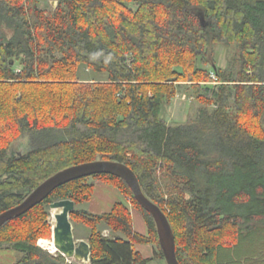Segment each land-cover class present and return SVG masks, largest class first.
Returning a JSON list of instances; mask_svg holds the SVG:
<instances>
[{"label": "trees", "instance_id": "16d2710c", "mask_svg": "<svg viewBox=\"0 0 264 264\" xmlns=\"http://www.w3.org/2000/svg\"><path fill=\"white\" fill-rule=\"evenodd\" d=\"M129 1L61 0L45 9L0 0V213L62 169L114 160L167 215L180 264H264V0ZM214 44L238 46L235 73L211 62ZM86 69L102 77L86 81ZM182 88L201 92L202 106L170 124L164 113ZM24 136L25 151L12 148ZM159 170L183 194L171 214ZM89 177L2 225L0 249L16 250L15 264H83L38 245L51 203L72 199V221L90 233L89 264H147L153 258L135 249L140 242L164 257L153 217L124 179L93 175L130 197L149 237L134 231L123 203L103 214L77 208L92 198Z\"/></svg>", "mask_w": 264, "mask_h": 264}, {"label": "water", "instance_id": "95a60500", "mask_svg": "<svg viewBox=\"0 0 264 264\" xmlns=\"http://www.w3.org/2000/svg\"><path fill=\"white\" fill-rule=\"evenodd\" d=\"M201 21L205 25V17L201 15ZM101 173L112 174L124 179L131 187L136 200L153 217L161 249L168 264H180L176 254V239L171 223L161 209L151 198L146 195L139 182L136 173L125 163L114 160H95L91 162L73 165L58 171L38 187H36L27 198L20 204L0 213V227L18 217L35 205L41 203L59 186L75 179L93 176ZM52 209H60L55 214V226L53 228V239L59 251L68 259H74L79 263L89 264L91 262L92 250L89 241L77 240L74 232V224L71 221V212L76 208L72 199H61L51 203Z\"/></svg>", "mask_w": 264, "mask_h": 264}, {"label": "rangeland", "instance_id": "374dc122", "mask_svg": "<svg viewBox=\"0 0 264 264\" xmlns=\"http://www.w3.org/2000/svg\"><path fill=\"white\" fill-rule=\"evenodd\" d=\"M61 0H33L31 5H37L39 8H45V9H51L56 8L60 4ZM126 4H131L132 2L129 0H124ZM207 56L210 58L211 62L214 61L216 66L225 69V70H231L235 73V70L239 67V48L235 44H214L212 45L208 51ZM84 74H81V77L83 79H86V81H90V79L97 77L101 78L102 76H97L95 73L90 72L86 69V71H83ZM94 75V76H93ZM189 86V85H186ZM203 86V85H200ZM193 91V88L191 89ZM182 92H178L176 97L172 100V102L166 107V111L164 113L165 118L168 120L170 124H178V123H185L188 121V118L190 115L195 116L198 108L202 106L201 100L197 97L200 93H188L185 88L180 89ZM202 91V90H198ZM204 93V92H203ZM230 101L229 103H231ZM232 104V103H231ZM260 131L264 132V126L260 125L259 127ZM28 147V138L27 137H21L17 139L12 144V148L15 150L25 151V149ZM167 172L165 170H159L157 174L158 178V184H159V198L162 202L163 209H165L168 213H172V204L175 200L180 199L182 197V193H180L179 189H176L177 185L174 182V180L166 174ZM89 182L94 180L93 176H90L88 178ZM128 197V196H126ZM130 199V197H128ZM131 201V199H130ZM132 202V201H131ZM81 204L77 205V208L81 209ZM48 216L47 221L49 225L48 235L44 236L41 239H53V228L55 226L56 220L54 217V209L49 207L47 209ZM71 218V216H70ZM72 221V219H71ZM74 223V232L75 236L78 237L79 234H82L85 232H89L88 228L75 219L72 221ZM105 226V227H104ZM108 228L105 224L99 225V229L103 232L102 229ZM38 241V245L43 248L44 250L52 253L57 254L59 251H51L48 248V245L45 244L44 246L41 245L40 240ZM77 239V238H76ZM52 244V243H51ZM19 255V254H18ZM68 262H74L78 263L74 259H68L66 258Z\"/></svg>", "mask_w": 264, "mask_h": 264}, {"label": "crops", "instance_id": "0c3cea01", "mask_svg": "<svg viewBox=\"0 0 264 264\" xmlns=\"http://www.w3.org/2000/svg\"><path fill=\"white\" fill-rule=\"evenodd\" d=\"M91 182L94 183V192L89 201L81 204L82 210H86L94 214H103L112 211L117 203H123L131 213L134 231L147 237L150 236L149 225L143 215V212L135 207L130 199H128V197H126L118 187L96 178H94ZM102 230V233L105 236L112 234V230L110 228H104ZM89 234V232L84 231V233L79 234L76 238L77 240L84 239L89 241ZM116 234L126 238V236L122 233ZM134 247L144 258H153L147 264H168L165 257L160 256V248L155 243L140 242L135 243ZM18 254L19 253L14 249H0V264L17 263L19 259Z\"/></svg>", "mask_w": 264, "mask_h": 264}, {"label": "bare ground", "instance_id": "6f19581e", "mask_svg": "<svg viewBox=\"0 0 264 264\" xmlns=\"http://www.w3.org/2000/svg\"><path fill=\"white\" fill-rule=\"evenodd\" d=\"M59 211H60V209H54V217H55V214H57ZM48 248L51 251H55L56 250V246H55V243H54V239H52V244H50V246L48 245Z\"/></svg>", "mask_w": 264, "mask_h": 264}]
</instances>
